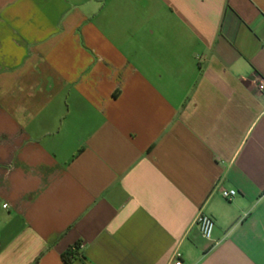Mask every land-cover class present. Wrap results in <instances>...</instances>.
<instances>
[{
    "label": "crops",
    "instance_id": "0c3cea01",
    "mask_svg": "<svg viewBox=\"0 0 264 264\" xmlns=\"http://www.w3.org/2000/svg\"><path fill=\"white\" fill-rule=\"evenodd\" d=\"M261 80L264 0H0V264H264Z\"/></svg>",
    "mask_w": 264,
    "mask_h": 264
},
{
    "label": "built area",
    "instance_id": "2783aa9c",
    "mask_svg": "<svg viewBox=\"0 0 264 264\" xmlns=\"http://www.w3.org/2000/svg\"><path fill=\"white\" fill-rule=\"evenodd\" d=\"M257 89L259 92L264 93V81L263 80L258 82ZM235 194H236L235 191H226V190L221 191L222 197L226 200L232 199V197H234ZM5 207L6 205H3V208ZM195 224L198 226L202 237L206 240H211L213 229H214L213 220L209 216L203 213H199V215L197 216L195 220ZM171 264H182V261L180 260V255L178 253L174 255V259Z\"/></svg>",
    "mask_w": 264,
    "mask_h": 264
},
{
    "label": "trees",
    "instance_id": "16d2710c",
    "mask_svg": "<svg viewBox=\"0 0 264 264\" xmlns=\"http://www.w3.org/2000/svg\"><path fill=\"white\" fill-rule=\"evenodd\" d=\"M66 260V262H69V259L67 258V259H65Z\"/></svg>",
    "mask_w": 264,
    "mask_h": 264
}]
</instances>
